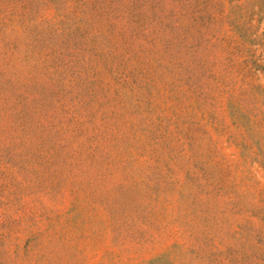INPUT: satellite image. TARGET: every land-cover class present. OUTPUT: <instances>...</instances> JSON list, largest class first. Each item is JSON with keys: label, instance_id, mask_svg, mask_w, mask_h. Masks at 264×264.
Returning <instances> with one entry per match:
<instances>
[{"label": "rangeland", "instance_id": "374dc122", "mask_svg": "<svg viewBox=\"0 0 264 264\" xmlns=\"http://www.w3.org/2000/svg\"><path fill=\"white\" fill-rule=\"evenodd\" d=\"M0 264H264V0H0Z\"/></svg>", "mask_w": 264, "mask_h": 264}]
</instances>
